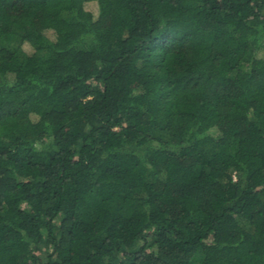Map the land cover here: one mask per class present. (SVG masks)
<instances>
[{
    "label": "trees",
    "instance_id": "16d2710c",
    "mask_svg": "<svg viewBox=\"0 0 264 264\" xmlns=\"http://www.w3.org/2000/svg\"><path fill=\"white\" fill-rule=\"evenodd\" d=\"M0 264H264V0H0Z\"/></svg>",
    "mask_w": 264,
    "mask_h": 264
},
{
    "label": "rangeland",
    "instance_id": "374dc122",
    "mask_svg": "<svg viewBox=\"0 0 264 264\" xmlns=\"http://www.w3.org/2000/svg\"><path fill=\"white\" fill-rule=\"evenodd\" d=\"M85 7H86V9L91 10V11H95L96 10V4L94 2H90V3L85 4ZM236 218H237L238 224L243 229L248 230V231H252V227H251V225L249 224V222L247 220H245V219H243V218H241L239 216H237ZM141 243H142V241L138 240V241H136L135 244L136 245H140ZM39 254H40L41 257L44 258L45 252L44 253L40 252Z\"/></svg>",
    "mask_w": 264,
    "mask_h": 264
}]
</instances>
